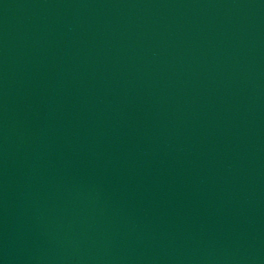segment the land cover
<instances>
[{
	"label": "water",
	"instance_id": "obj_1",
	"mask_svg": "<svg viewBox=\"0 0 264 264\" xmlns=\"http://www.w3.org/2000/svg\"><path fill=\"white\" fill-rule=\"evenodd\" d=\"M0 264H264V0H0Z\"/></svg>",
	"mask_w": 264,
	"mask_h": 264
}]
</instances>
